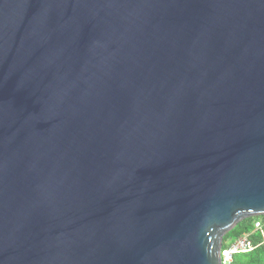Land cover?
<instances>
[{"label":"water","instance_id":"obj_1","mask_svg":"<svg viewBox=\"0 0 264 264\" xmlns=\"http://www.w3.org/2000/svg\"><path fill=\"white\" fill-rule=\"evenodd\" d=\"M264 216V0H0V264H223Z\"/></svg>","mask_w":264,"mask_h":264},{"label":"trees","instance_id":"obj_2","mask_svg":"<svg viewBox=\"0 0 264 264\" xmlns=\"http://www.w3.org/2000/svg\"><path fill=\"white\" fill-rule=\"evenodd\" d=\"M260 222L261 228L256 229L255 223ZM247 238L253 249L233 255L230 264H264V216L250 217L239 222L224 237L223 251L239 238Z\"/></svg>","mask_w":264,"mask_h":264},{"label":"built area","instance_id":"obj_3","mask_svg":"<svg viewBox=\"0 0 264 264\" xmlns=\"http://www.w3.org/2000/svg\"><path fill=\"white\" fill-rule=\"evenodd\" d=\"M255 228L260 229L261 223H255ZM253 249V246L247 240V238H239L236 240L230 247H228L225 251H222V262L223 264H230L233 259V255L240 252H248Z\"/></svg>","mask_w":264,"mask_h":264}]
</instances>
